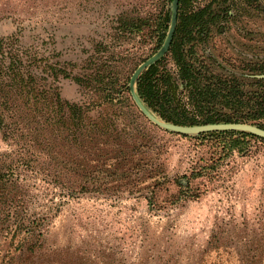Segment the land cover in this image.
Wrapping results in <instances>:
<instances>
[{
    "label": "rangeland",
    "instance_id": "1",
    "mask_svg": "<svg viewBox=\"0 0 264 264\" xmlns=\"http://www.w3.org/2000/svg\"><path fill=\"white\" fill-rule=\"evenodd\" d=\"M172 2L0 0V264H240L264 237V143L194 180L207 189L186 196L178 183L205 146L154 129L119 101L120 84L161 48L123 21ZM232 12L199 51L225 65L264 58V10L235 0ZM47 64L71 75L55 78ZM27 68L35 88L49 92L27 91ZM57 94L84 105L83 117L56 110ZM99 120L122 138L105 135L95 146L90 129Z\"/></svg>",
    "mask_w": 264,
    "mask_h": 264
},
{
    "label": "trees",
    "instance_id": "2",
    "mask_svg": "<svg viewBox=\"0 0 264 264\" xmlns=\"http://www.w3.org/2000/svg\"><path fill=\"white\" fill-rule=\"evenodd\" d=\"M247 1L255 8L264 10V3L257 0ZM191 3L192 0L180 1L177 27L168 53L147 67L137 78L136 89L140 99L157 116L177 124L253 122L264 128V58L256 55L239 60L230 57L227 58L229 65H225L215 55L203 54L198 49L200 42L208 41L214 27L217 26L222 31L221 24L224 19L234 16L232 9L235 0H212L198 6H192ZM171 20L172 6H169L164 13L125 20L123 25L137 35L154 38L160 48L167 37ZM44 70L55 78L60 74L65 77L71 75L56 64H47ZM26 73L28 76L25 77V85L28 92L34 89L43 94L50 91L36 89L32 84L34 79L37 81L35 73L28 68ZM102 75L98 72L95 76L101 84L99 89L106 84ZM73 78L81 84L85 82L83 77ZM119 89L122 92L119 101L123 107L132 109L138 117H145L132 96L129 79L121 83ZM109 96H101L98 102L102 105L111 103L113 106L115 97L111 96L109 99ZM51 98L56 110H68L76 121L83 117L86 110L84 105L63 100L60 94ZM146 121L154 129L174 133L157 126L147 118ZM76 124H79V120ZM118 129L112 123L99 120L90 129V140L98 146L105 135L113 138V141L115 138H122ZM177 134L205 146L202 147V155L192 165L186 183H178L180 193L193 198L199 197L207 189L194 186V180L219 174L230 157L236 153L249 152L253 141L264 143L263 137L241 130H213L197 135ZM135 140L134 147L138 149L142 142L138 138ZM116 145L120 148L119 143ZM218 244L213 246L217 248ZM253 244L256 247L249 250V257H239L240 264H264V237H260ZM236 252L239 255V251Z\"/></svg>",
    "mask_w": 264,
    "mask_h": 264
},
{
    "label": "water",
    "instance_id": "3",
    "mask_svg": "<svg viewBox=\"0 0 264 264\" xmlns=\"http://www.w3.org/2000/svg\"><path fill=\"white\" fill-rule=\"evenodd\" d=\"M180 1L181 0H173L172 2L171 25L163 45L155 54H153L141 65H139V67L135 70V72L131 77L130 88L136 104L140 108L141 112L157 126L169 131H173L175 133L186 134V135H197L200 133L213 131V130H241V131L251 132L253 134H256L264 138V128L253 122H222V123H207V124H199V125H183L174 122H169L160 118L155 113H153L140 99L136 89V80L147 67H149L152 63H154L158 59H160L162 56L166 55L170 50V46L173 41V37L177 27Z\"/></svg>",
    "mask_w": 264,
    "mask_h": 264
}]
</instances>
